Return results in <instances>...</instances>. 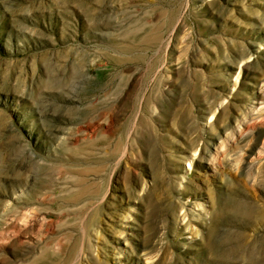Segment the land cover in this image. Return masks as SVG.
<instances>
[{"label": "rangeland", "instance_id": "obj_1", "mask_svg": "<svg viewBox=\"0 0 264 264\" xmlns=\"http://www.w3.org/2000/svg\"><path fill=\"white\" fill-rule=\"evenodd\" d=\"M0 264H264V0H0Z\"/></svg>", "mask_w": 264, "mask_h": 264}]
</instances>
